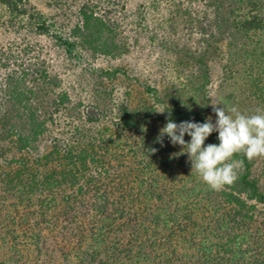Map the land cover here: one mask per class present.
<instances>
[{
	"label": "trees",
	"instance_id": "trees-1",
	"mask_svg": "<svg viewBox=\"0 0 264 264\" xmlns=\"http://www.w3.org/2000/svg\"><path fill=\"white\" fill-rule=\"evenodd\" d=\"M161 1L119 0L121 19L139 28L131 42L129 36L119 41L114 20L87 3L80 5L77 22L66 32L30 10V0H0L9 25L50 36L67 49L87 42L95 51L131 58L135 64L104 70L109 87L85 103L58 90V77L48 78L45 66L36 67L29 45L20 54L0 50L5 95L0 150H14L8 158L0 154V175L11 173L26 205L43 210L37 225L48 221L50 231L58 228L53 235L58 247L41 231L36 234L33 244L45 257L40 264H264V189L253 173L254 160L234 155L242 161L236 180L214 191L191 170L186 153L174 155L179 145L165 136L161 146L156 139L168 118L179 123L208 117L209 54L224 46L264 68V0H172L202 44L193 52L173 47L175 79L162 66L164 26L154 22ZM139 51L144 54L138 56ZM137 57L154 60L152 76L139 75ZM229 61L234 58L226 65ZM117 76L121 83L128 80L121 93ZM47 86L43 94L53 96L43 106L38 95ZM162 108L166 111H156ZM217 135L212 132L205 144L217 143ZM184 139L190 138L185 134ZM6 229L0 233L2 242L15 240L18 234ZM14 243H8L0 264L37 262Z\"/></svg>",
	"mask_w": 264,
	"mask_h": 264
},
{
	"label": "rangeland",
	"instance_id": "rangeland-1",
	"mask_svg": "<svg viewBox=\"0 0 264 264\" xmlns=\"http://www.w3.org/2000/svg\"><path fill=\"white\" fill-rule=\"evenodd\" d=\"M29 3L30 10L50 18L51 21L55 22L56 26L66 32L77 22L79 7L82 3L89 4L95 12L102 14L106 20H114L111 25L118 35L117 39L119 41L121 39L126 40V37L129 36V40L133 42L136 34L134 30H139L135 24L126 26L129 23V19H121L119 0H30ZM181 12V7L177 6L174 1L163 0L157 5L154 17L155 24L161 22V26H164V31L160 34L165 39L166 49H161V51L166 62L163 60L162 66H165L167 76L174 79L176 72L170 66V60L176 56V51H173V47H184V51L193 52L199 51L202 46L199 43V37L192 30L188 18L183 16ZM3 13H5V10L0 7V50L5 53L10 52V54H20L19 51L24 48L25 44L29 45L31 47L29 48L30 50H26L29 51V56L35 55L37 57L38 66L36 65V67L45 66L49 75L48 78L52 76L58 77V90H67L76 101L94 102L101 97L100 95H104L103 90L106 88L104 86L108 85L107 87H109V82L105 80L104 70L119 67L125 63L129 64V68L135 65L131 58H117L95 51L87 42L78 43L73 48L67 49V47L59 44L50 36L28 32L19 25H9V23H6V17ZM148 17L152 19L153 13L149 12ZM152 22L153 20H151V27L154 26V22ZM106 34L109 35L110 31ZM117 39L115 40L116 42L118 41ZM131 42L129 48L133 46ZM138 54L140 56V54L144 53L139 51ZM178 55L181 57L182 55L184 56V53L182 52ZM209 55L212 82L210 85L211 101L207 113L208 117H212L213 122L215 121V113L212 111L211 103H216L218 100L222 101L224 106H236L241 112L246 114H251L257 108L264 109V100L261 99L264 96V68L262 66L254 63L255 61H251V58L244 60L242 55L232 54L224 46ZM155 56L157 55L155 54ZM231 57L234 58L233 63L229 61L226 65V60ZM137 59H139V64L136 69L139 71V75L144 78L149 74L152 76L153 70L156 68L153 65L154 63H152L154 60L151 58L150 63H146L144 58L137 57ZM3 74L4 70L0 68V107L5 98L3 87H1ZM115 82L117 92L121 93L128 80H126L127 83H121L120 77L117 76ZM28 84L30 82L23 86V89L28 87ZM47 87V89L46 87L42 88V93L38 95V102L42 100L44 102L42 103L43 106H46L45 102H48L53 96L52 92L43 94L49 89V86ZM43 89L45 90L43 91ZM40 110L42 112L43 108ZM1 144L6 146L8 143L2 142ZM1 153H6L5 157L8 158L14 154V150L10 149L6 152L0 150ZM253 160V173L260 177V186L264 189V156L255 157ZM10 165V169L12 167L16 168L15 164ZM9 168L6 167L4 171H8ZM4 171L2 170L1 172L3 173ZM12 178L11 173L9 177L4 174L0 175V233L8 230L6 228L16 232L18 236L15 240L10 241L8 239L10 235H8L4 242H15V249L18 248L21 251L25 250V252L32 253V257L37 258L35 259L37 262L34 264H40L39 262L45 257L42 254H38L39 252L33 244L37 240L35 236L41 231L42 237L47 238L49 242L51 241L50 245L52 243L53 246L58 247V244H60V242L57 243L58 238H53V235H57L58 228L56 227L50 231L51 224L45 221L38 224L43 226V229L40 230L35 220L41 219L43 210L38 206L26 205V196L24 194L20 196L18 192L20 188L15 185L17 182L16 178L13 180ZM33 211L36 215H33ZM45 217L49 218L50 216L46 214ZM0 242H2L1 239ZM4 242L0 246V259L7 254L8 243Z\"/></svg>",
	"mask_w": 264,
	"mask_h": 264
},
{
	"label": "clouds",
	"instance_id": "clouds-1",
	"mask_svg": "<svg viewBox=\"0 0 264 264\" xmlns=\"http://www.w3.org/2000/svg\"><path fill=\"white\" fill-rule=\"evenodd\" d=\"M211 104L214 122L211 116L203 122L190 119L177 123L168 118L156 139L161 146L165 136L170 144L179 145V152L174 155L186 153L191 170L199 179L211 190L220 191L237 178L242 161L234 160V155L243 153L249 160L264 156V109L257 108L246 114L236 106H224L219 100ZM156 111L165 112L166 109ZM214 131L218 134V142L205 144ZM185 134L190 138L187 141Z\"/></svg>",
	"mask_w": 264,
	"mask_h": 264
}]
</instances>
